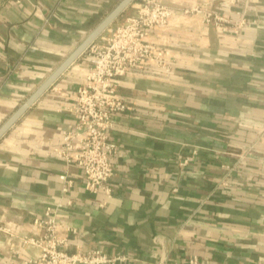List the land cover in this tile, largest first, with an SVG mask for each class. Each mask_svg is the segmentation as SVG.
Listing matches in <instances>:
<instances>
[{
  "label": "crops",
  "instance_id": "obj_1",
  "mask_svg": "<svg viewBox=\"0 0 264 264\" xmlns=\"http://www.w3.org/2000/svg\"><path fill=\"white\" fill-rule=\"evenodd\" d=\"M120 1H4L0 126ZM166 2L175 17L149 38L173 70L142 65L117 79L132 107L111 130L119 145L111 194L88 191L83 170L51 152L75 126L83 53L0 137V264L37 252L18 236L40 233L35 219L58 204L59 220L74 229L59 230L70 252L128 257L114 264H189L193 256L264 264V0ZM194 7L247 23L226 31L186 11ZM196 146L199 155L180 164Z\"/></svg>",
  "mask_w": 264,
  "mask_h": 264
},
{
  "label": "built area",
  "instance_id": "obj_2",
  "mask_svg": "<svg viewBox=\"0 0 264 264\" xmlns=\"http://www.w3.org/2000/svg\"><path fill=\"white\" fill-rule=\"evenodd\" d=\"M4 1L0 0V8ZM222 1L239 3L243 0ZM186 11L202 12L204 23L216 24L226 31L238 32L247 23L245 16L234 20L211 9L194 7ZM174 17L175 9L166 0H137L133 11L121 23L111 27L107 35L92 42L83 52L89 66L70 107L75 115V126L63 131L62 143L51 152L64 165H77L83 170L84 185L90 192H112L109 181L116 173L119 145L112 139L111 130L117 125L120 113L132 107L119 92L117 79L142 65L164 72L173 70L167 51L149 37L155 28L167 25ZM199 153L200 148L194 147L180 164L186 165ZM244 156L245 153L240 155ZM61 176L66 178V174ZM64 189L67 190V186ZM59 206L61 204L49 205L44 217L35 219L42 228L40 233L18 236L22 246L38 249L19 264H114L128 259L126 255H110L100 248L66 250L67 238L61 236L59 230L74 229L59 220ZM189 264H200L199 258L193 256Z\"/></svg>",
  "mask_w": 264,
  "mask_h": 264
},
{
  "label": "water",
  "instance_id": "obj_3",
  "mask_svg": "<svg viewBox=\"0 0 264 264\" xmlns=\"http://www.w3.org/2000/svg\"><path fill=\"white\" fill-rule=\"evenodd\" d=\"M134 0H121L106 17L79 43V45L62 61V63L35 89L29 97L2 123L0 126V137L34 104V102L54 83V81L87 49L97 40L114 20ZM107 33L103 35H107Z\"/></svg>",
  "mask_w": 264,
  "mask_h": 264
},
{
  "label": "rangeland",
  "instance_id": "obj_4",
  "mask_svg": "<svg viewBox=\"0 0 264 264\" xmlns=\"http://www.w3.org/2000/svg\"><path fill=\"white\" fill-rule=\"evenodd\" d=\"M135 3L137 2V0L136 1H134ZM133 7V6H132ZM131 6L128 8V11L129 12H132V10H133V8H132ZM119 19H121V18H119ZM122 20V19H121ZM120 20V22L119 23H121L122 21ZM118 23L116 22L112 27H114V26H116Z\"/></svg>",
  "mask_w": 264,
  "mask_h": 264
}]
</instances>
